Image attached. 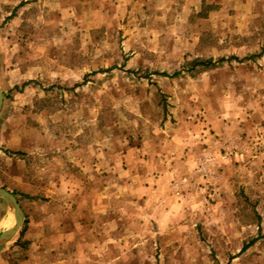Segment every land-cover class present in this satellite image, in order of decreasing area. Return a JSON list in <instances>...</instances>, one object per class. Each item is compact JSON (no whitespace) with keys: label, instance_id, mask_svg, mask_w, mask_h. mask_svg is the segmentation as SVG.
I'll return each mask as SVG.
<instances>
[{"label":"rangeland","instance_id":"374dc122","mask_svg":"<svg viewBox=\"0 0 264 264\" xmlns=\"http://www.w3.org/2000/svg\"><path fill=\"white\" fill-rule=\"evenodd\" d=\"M71 5L0 0V264H264V0Z\"/></svg>","mask_w":264,"mask_h":264},{"label":"crops","instance_id":"0c3cea01","mask_svg":"<svg viewBox=\"0 0 264 264\" xmlns=\"http://www.w3.org/2000/svg\"><path fill=\"white\" fill-rule=\"evenodd\" d=\"M7 4H15L13 7L16 9H22V8H29L31 5H41L49 6V11H57V6L61 5V10L68 14L70 10L72 9V3L73 4H79L80 0H5ZM72 2V3H71ZM9 11V10H8ZM7 11V16H11L10 12ZM17 12V11H15ZM10 210L8 207V204L3 203V201L0 200V232L4 229L8 228L10 226Z\"/></svg>","mask_w":264,"mask_h":264},{"label":"water","instance_id":"95a60500","mask_svg":"<svg viewBox=\"0 0 264 264\" xmlns=\"http://www.w3.org/2000/svg\"><path fill=\"white\" fill-rule=\"evenodd\" d=\"M4 102V92L0 86V111ZM0 197L4 198L8 204L12 224L0 232V245L11 240L19 231L24 218V212L20 206L18 198L9 190L0 187Z\"/></svg>","mask_w":264,"mask_h":264},{"label":"trees","instance_id":"16d2710c","mask_svg":"<svg viewBox=\"0 0 264 264\" xmlns=\"http://www.w3.org/2000/svg\"><path fill=\"white\" fill-rule=\"evenodd\" d=\"M194 65L195 66H198V65L210 66V65H212V61H199V62L196 61V62H194ZM254 242H255V239H253L249 243L245 244L244 247H243V250H246L247 248H249V246L254 244Z\"/></svg>","mask_w":264,"mask_h":264}]
</instances>
